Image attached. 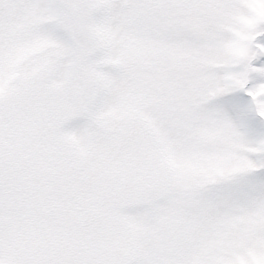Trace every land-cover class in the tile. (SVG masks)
Instances as JSON below:
<instances>
[{
  "label": "snow or ice",
  "instance_id": "1",
  "mask_svg": "<svg viewBox=\"0 0 264 264\" xmlns=\"http://www.w3.org/2000/svg\"><path fill=\"white\" fill-rule=\"evenodd\" d=\"M0 264H264V0H0Z\"/></svg>",
  "mask_w": 264,
  "mask_h": 264
}]
</instances>
